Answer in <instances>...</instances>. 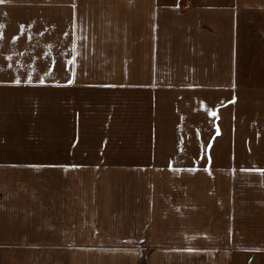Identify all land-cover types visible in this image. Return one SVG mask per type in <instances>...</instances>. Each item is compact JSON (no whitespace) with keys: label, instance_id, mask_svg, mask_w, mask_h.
Masks as SVG:
<instances>
[{"label":"crops","instance_id":"0c3cea01","mask_svg":"<svg viewBox=\"0 0 264 264\" xmlns=\"http://www.w3.org/2000/svg\"><path fill=\"white\" fill-rule=\"evenodd\" d=\"M258 168L264 0L0 3V264H264Z\"/></svg>","mask_w":264,"mask_h":264},{"label":"snow or ice","instance_id":"6c2138e0","mask_svg":"<svg viewBox=\"0 0 264 264\" xmlns=\"http://www.w3.org/2000/svg\"><path fill=\"white\" fill-rule=\"evenodd\" d=\"M2 2H3V0H0V3H2ZM26 82H28V81H26ZM40 82L43 83L44 81L41 80ZM71 82H72L71 80L68 81V83H71ZM15 83H20V81L19 80H16ZM255 171H257V172H264V168H258V169H255Z\"/></svg>","mask_w":264,"mask_h":264}]
</instances>
